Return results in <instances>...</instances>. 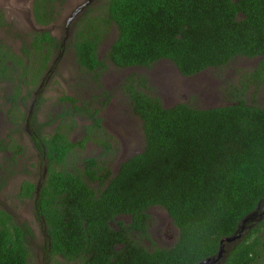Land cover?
Here are the masks:
<instances>
[{
  "label": "trees",
  "instance_id": "obj_1",
  "mask_svg": "<svg viewBox=\"0 0 264 264\" xmlns=\"http://www.w3.org/2000/svg\"><path fill=\"white\" fill-rule=\"evenodd\" d=\"M59 1L34 0L38 26L56 22ZM112 26L118 36L105 59L119 69H149L166 60L183 77H192L237 58L262 60L229 93L230 103L214 109L186 103L166 108L146 75L125 78L121 90L141 121L143 151L123 162L115 176L96 159L84 160L78 173V166L74 173L51 167L38 201L50 238L45 263L60 264L56 258L69 264H200L214 259L223 239L234 235L259 205L264 210V107L244 100L264 82V0H106L89 7L70 44L77 63L96 78L107 68L99 54ZM32 34L30 46L24 43L21 49L31 66L2 45L0 75L17 69L8 66L12 61L23 76L40 78L61 43L49 31ZM99 112L90 111L98 122ZM55 137L45 138L47 159L65 165L75 146L60 128ZM89 183L101 188L96 191ZM26 186L22 196L31 198L33 186ZM151 207L163 208L179 230L172 248L151 249L143 242L152 243ZM118 216L130 217L131 223L113 228L110 223ZM32 239L27 223L0 210V264H31ZM263 255L264 220L222 264H259Z\"/></svg>",
  "mask_w": 264,
  "mask_h": 264
},
{
  "label": "rangeland",
  "instance_id": "obj_2",
  "mask_svg": "<svg viewBox=\"0 0 264 264\" xmlns=\"http://www.w3.org/2000/svg\"><path fill=\"white\" fill-rule=\"evenodd\" d=\"M86 1L65 0L58 20L45 29L63 40L65 25L69 17L77 7ZM105 1L96 0L93 6L100 7ZM32 3L33 0H0V10L5 14L6 21L11 24V29L8 32L0 30V39L4 40L15 52L21 47V38H24L22 35L25 36L26 33L29 34L40 29L34 22ZM86 12L83 10L82 14L76 17L80 20ZM117 36V28L112 26L100 49V56L103 60H106V53ZM260 62L259 59L237 58L224 68L208 69L193 77H183L176 66L169 61H161L149 69L125 70L109 64L106 60L107 69L101 75V80L97 81L77 66L73 50L67 49L57 68V73L44 89L43 101L37 110L35 123L56 119L66 108V105L60 102L63 95L72 96L85 106L98 108L100 110L99 117L105 120L106 134L114 137L115 147H117L115 158L110 164V168L115 170L122 158L127 159L139 154L144 146L141 121L133 115L129 103L121 91V84L125 78L134 74L146 75L166 108L186 103L197 109H214L230 103L229 93L233 88L240 86L244 77L256 69ZM244 100L248 104L264 107V82L256 95L250 91ZM31 102L30 98L23 105L18 119L21 125L24 124ZM0 105L4 109L7 108L1 102ZM76 116L79 120L73 137L81 140L83 127L90 124L88 120L91 118V113L76 112ZM0 122V136L4 137L11 128L4 115L0 116ZM51 128H47L45 131L50 132ZM23 134L20 158H17V165L9 168V173H13V179L0 185V203L2 208L10 213L16 221L29 223L35 235L31 240V264H44V241L41 229L33 218V201H17L20 181H25L29 177L35 182L38 171L36 153L32 143L25 136L27 135L25 131ZM89 146H93V148H87V152L89 150L95 155L101 154V151L94 145L90 144ZM123 149H126L125 155ZM4 158L7 156H0V166ZM149 215L152 224L149 236L152 243L146 246L151 249L154 247L170 248L171 241L168 236H176L177 230H175L168 213L163 208L157 207L151 209ZM55 260L60 264H69L59 258ZM259 264H264V255Z\"/></svg>",
  "mask_w": 264,
  "mask_h": 264
},
{
  "label": "flooded vegetation",
  "instance_id": "obj_3",
  "mask_svg": "<svg viewBox=\"0 0 264 264\" xmlns=\"http://www.w3.org/2000/svg\"><path fill=\"white\" fill-rule=\"evenodd\" d=\"M95 1L96 0H93L92 3L84 7L83 10L87 11L89 7H92L96 3ZM61 2L59 1L58 8H57L59 15H60L62 7L65 4V0H62ZM33 5L34 4L32 3V7ZM32 11H33V8H32ZM80 14H82V12L79 13L78 15L80 16ZM59 15L57 16L56 21L58 20ZM0 16L2 17V20L4 21V25L0 23V30H5L8 32L9 29H11V24L6 21L5 14L1 10H0ZM76 16L71 15L69 17L65 25V37L63 40L57 38L55 35H53L51 31H49L51 35L55 37L61 43V48L56 51V53L51 57L49 62L45 65L44 70L42 71V74L40 75V78L35 77L34 73H31L30 75H27V76H23L22 71H19L18 67L14 66L12 61H8V66L11 67L12 69L14 68H17V69H15L12 73L5 72L4 74L0 75V102L2 103L3 106L7 107L6 109H4V107L0 105V116L4 115L6 117L7 123L9 127L11 128V130L7 134L4 135L5 138L0 136V156H3V155L7 156V158H4V160L1 162L2 165L0 166V185L3 184L5 181L8 182L10 179H13V173L12 174L9 173V168H11L14 165H17V158L19 159L22 153L21 143L23 141V136L25 134V133L23 134V132L25 131L27 134L25 136L28 138L29 142L32 143V147L36 153L38 171H37V177H36L35 182L32 181L29 177L25 181H22V180L20 181L19 187H18V193H17V201L18 202L26 201V200L33 201V218H34V221L39 225L41 229L42 238L44 241V250H43L44 251L43 253L44 264H46L45 263L46 259L50 258L49 251L46 252V248L50 246V243H49L50 238L47 236L45 232V228H44L45 226L43 225L44 217L42 216V214L40 213L38 209V201L40 199L42 190L48 184L51 167L57 168L58 171L60 172H64V170H66L67 172L70 171L71 173H74L76 170L75 166H78L79 170H76V172L78 173V171L83 172L84 170V166L86 164V162H83L84 160L96 159L98 163H100L101 165H105L107 170L113 176H115L118 173L120 165L123 162L130 159V158H127V159L122 158L120 162L118 163L115 170H112L110 168L111 161H113L117 153V147H115L114 137L112 135H109L108 133L106 134L107 131L105 128V120L103 118L100 119V122H98L95 119L90 118L88 120L90 124L83 127L81 140H78L76 137H73L74 132L77 128V121L79 120L76 118L77 117L76 112H80L82 110L84 114H88L90 113V111H94L96 109L99 110V109L92 108L89 105L85 106V104L79 103L78 100L72 96L63 95V97L60 98V102L66 105V108L62 113H60L57 116L56 119L48 120V121L40 122V123L38 122L37 124L35 123V120L37 121L36 119L37 110L39 109V107L41 106L40 104L43 101L42 94L44 92V89L48 85L50 80L53 78V76L57 73V70H58L57 68L60 62L62 61L63 56L66 53L67 49H72L70 43L73 37V32L79 20ZM76 18H77V21H75ZM36 26L38 25L36 24ZM39 30L47 31L44 27L43 28L40 27ZM39 30L34 31V32H38ZM32 33H29V34L26 33L25 36L22 35V37L24 38H21V47L19 48L17 52H15L10 46H8V44L2 39H0V46L2 47L3 45L5 46V49H9L11 53L15 55V58H18V56L24 58L25 64L28 66H31L29 58L23 55L21 49L24 43H27L30 46L31 39L34 38L32 37L33 36ZM73 53H74V59L76 61L77 66L83 72L88 73L89 75H91V77H94V79H96L97 81H100L101 75L105 71H103L102 74H100V76L96 78L97 77L96 74L89 73L82 69V67L77 63L74 50H73ZM99 57H100V60H103L100 54H99ZM258 59L262 60L260 58ZM162 61H166V60H162ZM109 64L113 65L110 62ZM129 69H136V68H129ZM140 69H144V68H140ZM30 98L32 99V102L26 114V119L24 121V124L21 125L18 122V119L20 117V112L22 111L23 105H25L26 101L29 100ZM64 98L74 99L76 103L74 104L73 102H70V101H66V100L64 101ZM97 124H100L101 128L100 127L97 128L96 126ZM47 128H51V130H49L50 132L45 131ZM59 128H60V131L64 134V137L66 138V140L69 143L73 144L75 147L73 148L72 153H69V155H67L65 165L63 164L51 165L47 159V154H46L47 151H46V146L44 145V141L46 139H48V141L49 140L55 141L56 139H58L55 137V134H56L57 129ZM90 144L94 145L99 151H101V154L95 155L94 153H91L89 150L87 152V148L89 147L93 148V146H89ZM123 152L125 155L126 149H123ZM134 156L136 155H133L132 157ZM73 165L74 167H72ZM24 184L33 186V194L31 198L22 196L23 191L27 190V186L23 188ZM88 185L96 191L101 188L99 183H89ZM153 208H157V207H151L149 211L147 212L148 215L150 213V210ZM0 210L8 213L5 209L2 208L1 203H0ZM8 214L12 216L10 213ZM121 222H124L127 225L131 223V218L126 217V216H118L115 218L114 222L110 223V225L113 228L118 229V223H121ZM22 223H25V222H22ZM27 224L29 225V223ZM151 226L152 224H151V218H150V225L148 226V233H150ZM173 226L174 228H176L175 230H177V235L168 236V239L171 241L169 243V245H171L170 248H172L179 239V230L174 224ZM143 242L149 244V242L146 240H144Z\"/></svg>",
  "mask_w": 264,
  "mask_h": 264
},
{
  "label": "water",
  "instance_id": "obj_4",
  "mask_svg": "<svg viewBox=\"0 0 264 264\" xmlns=\"http://www.w3.org/2000/svg\"><path fill=\"white\" fill-rule=\"evenodd\" d=\"M93 0H87L79 7H77L72 15H78L81 13L87 5L92 3ZM71 19V18H70ZM178 70V69H177ZM264 220V210L261 211V205L250 215H248L239 225L234 235L229 238H225L220 243L218 255L214 259H207L200 264H222L225 256L233 250L238 243L244 239L250 231L255 228L260 222Z\"/></svg>",
  "mask_w": 264,
  "mask_h": 264
}]
</instances>
